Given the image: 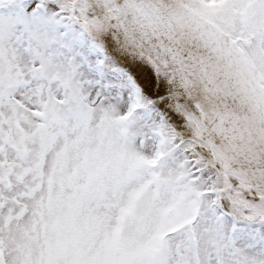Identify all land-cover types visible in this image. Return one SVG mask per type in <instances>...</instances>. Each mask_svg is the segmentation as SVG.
<instances>
[{
    "label": "snow or ice",
    "instance_id": "obj_1",
    "mask_svg": "<svg viewBox=\"0 0 264 264\" xmlns=\"http://www.w3.org/2000/svg\"><path fill=\"white\" fill-rule=\"evenodd\" d=\"M0 264H264V0H0Z\"/></svg>",
    "mask_w": 264,
    "mask_h": 264
}]
</instances>
